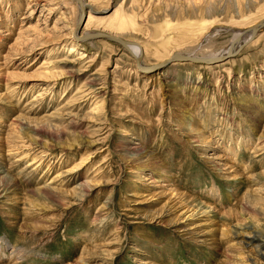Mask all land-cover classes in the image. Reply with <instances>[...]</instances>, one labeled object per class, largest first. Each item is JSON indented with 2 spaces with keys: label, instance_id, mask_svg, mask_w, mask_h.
<instances>
[{
  "label": "rangeland",
  "instance_id": "374dc122",
  "mask_svg": "<svg viewBox=\"0 0 264 264\" xmlns=\"http://www.w3.org/2000/svg\"><path fill=\"white\" fill-rule=\"evenodd\" d=\"M84 4L77 36L137 43L146 68L231 52L264 19V0ZM80 16L0 0V264H264V29L224 67L149 73L72 37Z\"/></svg>",
  "mask_w": 264,
  "mask_h": 264
},
{
  "label": "water",
  "instance_id": "95a60500",
  "mask_svg": "<svg viewBox=\"0 0 264 264\" xmlns=\"http://www.w3.org/2000/svg\"><path fill=\"white\" fill-rule=\"evenodd\" d=\"M75 1L77 2L78 6L80 8V11H81L80 20L78 21V24L76 26L75 33H74V37L77 39V41L85 42V41H90V40H106V41H110V42L121 45L127 51L130 49L131 46H134V45L139 46V44H137V43L126 41L120 37H116V36H113V35L107 34V33L98 32V33L86 34V35H83L82 37H78L77 35L83 29L84 24L86 22V8L84 6V0H75ZM263 29H264V19L261 20L260 23H258L256 26L252 27L251 29L247 30V32L242 34L241 39L238 40L237 44L232 48V49H235V51L233 50V52L228 57H225L223 59H228V58L236 56L238 51H240L248 42H250L252 40L253 37L256 36L257 33L262 31ZM135 60H136L137 67L141 72H149L150 73V72H154L156 70L162 69L163 67L169 65L172 62H176V61H178V62L179 61L180 62H192L194 64H201L202 65V64L214 63L215 61H218L220 59L206 60L203 58L202 59L192 58L189 56L176 54L170 60H167L162 64L152 66L149 68H146L142 65L141 54Z\"/></svg>",
  "mask_w": 264,
  "mask_h": 264
},
{
  "label": "bare ground",
  "instance_id": "6f19581e",
  "mask_svg": "<svg viewBox=\"0 0 264 264\" xmlns=\"http://www.w3.org/2000/svg\"><path fill=\"white\" fill-rule=\"evenodd\" d=\"M84 6L86 7V5L84 4ZM87 15V14H86ZM92 19H94V17L91 15L90 16V18H89V22H91L92 21ZM256 26V25H255ZM254 27V26H253ZM252 27H250V29H251ZM249 30V29H248ZM88 32V31H87ZM87 32H83L81 35H79V37H81V36H83V35H86V34H94V33H98V32H89V33H87ZM245 32H247V30H245V31H242V32H239V33H237V35H236V37H235V40H234V43L233 44H237V42H238V40H240L241 39V36H242V34H244ZM258 34V33H257ZM257 34H256V36H257ZM71 36L73 37L74 36V33L72 32V34H71ZM255 36V37H256ZM117 37V36H116ZM119 37V36H118ZM254 38V37H253ZM252 38V39H253ZM234 51H235V49H234ZM128 52L131 54V56L133 57V58H137V57H139L140 56V54H141V57H142V49H141V47L140 46H137V45H134V46H131L130 47V49L128 50ZM233 52V50L231 51V52H228L227 50H223L222 52H219V53H217V54H212V55H209V56H215V57H209V58H203V59H206V60H210V59H220V60H218V61H215L214 63H211V64H215V63H218V62H222V61H225V62H222V63H220V64H217L216 66H214V68H220V67H224L226 64H227V61L230 59H223V58H225V57H228L231 53ZM224 53V54H223ZM238 53H239V51H238ZM237 53V54H238ZM221 54H223V55H221ZM236 54V55H237ZM189 57H192V58H197V57H195L196 55H194V54H190V55H188ZM199 59H202V58H199ZM189 63H192V62H189ZM197 65H201V64H197ZM143 75L146 77V76H148L149 75V73H143ZM211 145V144H210ZM213 145V144H212ZM211 145V146H212ZM212 158V157H211ZM229 159V158H228ZM230 162V161H229ZM225 167H227V166H225ZM231 166H229V168H230ZM232 168H233V166H232ZM1 193V192H0ZM194 210H195V212H197V213H201V214H204V215H206V214H209L210 213V211H211V208L210 207H206V205L203 203V202H199L198 204L196 203L195 204V206H194ZM213 212V211H212ZM215 214V213H214ZM244 229H246V230H252L251 228H246L245 226H244ZM254 229V228H253ZM237 230V229H236ZM250 233V232H249ZM244 234V233H243ZM239 235V234H238ZM245 235V234H244ZM247 236H248V239H249V241L252 243V244H256V249H257V252H258V254L260 255V257H262V259L264 260V238L261 236V235H258L254 230H253V232L252 233H250V234H247ZM13 255L14 254H16V252L14 251L13 253H12ZM16 256V255H15ZM18 258H20L19 256H18V254H17V259Z\"/></svg>",
  "mask_w": 264,
  "mask_h": 264
}]
</instances>
